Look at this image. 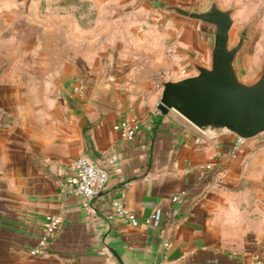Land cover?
Listing matches in <instances>:
<instances>
[{"label":"crops","instance_id":"crops-1","mask_svg":"<svg viewBox=\"0 0 264 264\" xmlns=\"http://www.w3.org/2000/svg\"><path fill=\"white\" fill-rule=\"evenodd\" d=\"M202 1L0 0V264H110L106 231L132 262L264 264V133L234 157V133L158 108L163 81L211 60V27L169 8ZM82 154L109 171L92 199ZM48 214L61 222L41 246Z\"/></svg>","mask_w":264,"mask_h":264},{"label":"water","instance_id":"water-1","mask_svg":"<svg viewBox=\"0 0 264 264\" xmlns=\"http://www.w3.org/2000/svg\"><path fill=\"white\" fill-rule=\"evenodd\" d=\"M169 8L212 27L214 42L210 66L196 64V75L162 82L159 110L165 114L174 110L203 132L228 131L247 139L264 133V66L254 81L242 79L236 67L251 26L231 45L234 8L222 9L218 0L199 10ZM102 241L110 264H145L129 261L109 240L108 231Z\"/></svg>","mask_w":264,"mask_h":264},{"label":"built area","instance_id":"built-area-1","mask_svg":"<svg viewBox=\"0 0 264 264\" xmlns=\"http://www.w3.org/2000/svg\"><path fill=\"white\" fill-rule=\"evenodd\" d=\"M116 131H121L127 140H133L138 133V122L135 119H125L114 125ZM249 139L237 136L234 143L231 145L230 152L234 157L241 151V149L247 144ZM110 162L117 160V156L113 155L108 159ZM77 170V193L84 198L92 199L96 197L102 190H104L109 181V171L106 167L101 165L92 164L85 155H80L76 162ZM180 196H174L173 201H178ZM113 206L117 211L124 216L126 219L137 226L139 224L138 220L133 217L129 212H127L122 204L115 200ZM171 215L167 212V216ZM157 218V214H153L151 219ZM44 234L40 239V245L43 246L47 243L49 238L55 233L60 225L61 218L56 214H48L45 217ZM166 247H170L169 242L165 243ZM39 249H36L38 252ZM158 264H166L165 262H160Z\"/></svg>","mask_w":264,"mask_h":264},{"label":"rangeland","instance_id":"rangeland-1","mask_svg":"<svg viewBox=\"0 0 264 264\" xmlns=\"http://www.w3.org/2000/svg\"><path fill=\"white\" fill-rule=\"evenodd\" d=\"M209 1H202V8ZM236 2L237 4L233 6L234 24L231 29L230 44H236L241 36L240 32L246 26H251L244 47L237 56L236 67L242 79L245 81H254L261 75L264 66V53L259 57L260 61L258 63L256 61L258 43L264 40V0H236ZM211 30L214 42V31L212 27ZM207 65H211V60L207 62ZM195 72L197 73L196 69Z\"/></svg>","mask_w":264,"mask_h":264}]
</instances>
